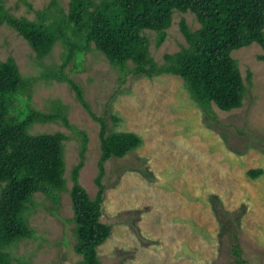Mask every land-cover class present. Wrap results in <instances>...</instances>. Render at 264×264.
<instances>
[{"label": "rangeland", "instance_id": "obj_1", "mask_svg": "<svg viewBox=\"0 0 264 264\" xmlns=\"http://www.w3.org/2000/svg\"><path fill=\"white\" fill-rule=\"evenodd\" d=\"M100 1V0H95ZM51 0H3L15 16L36 20ZM67 12L69 0H56ZM192 30L200 25L189 11H175L166 37L155 45L156 32L144 30L150 55L158 63L186 41L179 21ZM67 52L57 41L39 59L21 35L0 23V59L13 57L24 82L20 92L30 107L42 112L60 109L65 124L34 123L29 132L60 131L64 146L66 189L55 204L41 192L32 195L23 216L32 235L6 251L14 263L82 264L75 251L73 210L69 190L71 169L79 162L82 134L87 136L84 165L78 181L94 198L97 192L99 122L95 121L64 80L51 75ZM264 50L253 42L231 51L246 90L242 105L229 111L212 105L206 115L176 75H128L91 44L73 70L64 74L81 87L91 111L103 117L108 132L131 131L142 143L122 158L105 162L101 221L111 226L97 247L100 264H238L231 246L241 249L243 264H264ZM131 66V64H128ZM251 73L250 82L247 73ZM23 108L15 100L12 115ZM262 169L253 178L250 169ZM3 183H0V192ZM236 233V239L232 237Z\"/></svg>", "mask_w": 264, "mask_h": 264}, {"label": "trees", "instance_id": "obj_2", "mask_svg": "<svg viewBox=\"0 0 264 264\" xmlns=\"http://www.w3.org/2000/svg\"><path fill=\"white\" fill-rule=\"evenodd\" d=\"M175 11L191 12L199 22L192 30L182 18L179 29L186 46L174 53H165L158 63L150 55L149 40L144 30L156 32L155 45L166 37ZM36 20L15 16L0 0V23L21 35L41 59L48 55L57 41L65 43L67 52L59 69L51 75L64 80L75 92L77 100L99 122L97 192L92 198L79 183V171L84 165L87 136L82 134L79 162L71 169L69 190L73 210L75 251L82 256V264H100L97 247L109 236L111 226L101 221V205L105 185V162L122 158L142 143L131 131L108 132L103 117L91 111L82 87L64 74L73 59V70L80 63L91 44L103 53L112 66L121 71V81L133 77H153L161 74L179 76L192 98L203 112L216 117L212 105L229 111L242 105L246 86L236 60L234 49L256 42L264 50V0H69L67 12L56 0L38 11ZM264 59V55L260 56ZM131 64V66H128ZM250 82L251 73H247ZM24 82L13 57L0 59V264L14 263L6 249L15 242L32 235L23 213L36 192L43 193L55 204L60 192L66 189L64 146L66 135L29 132L34 123L56 121L67 124L65 114L58 108L42 112L30 107L20 92ZM21 100L19 115H12L14 101ZM263 170L250 169L255 178ZM232 237L236 239V233ZM238 264H243L241 249L231 246Z\"/></svg>", "mask_w": 264, "mask_h": 264}]
</instances>
